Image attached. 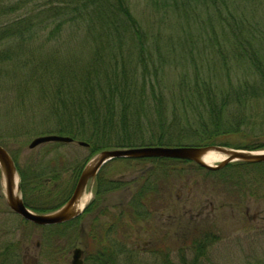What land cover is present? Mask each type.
I'll return each instance as SVG.
<instances>
[{
	"label": "rangeland",
	"instance_id": "374dc122",
	"mask_svg": "<svg viewBox=\"0 0 264 264\" xmlns=\"http://www.w3.org/2000/svg\"><path fill=\"white\" fill-rule=\"evenodd\" d=\"M128 2L151 41L154 57L144 61L148 64L147 69H143L138 53H133L132 48H127L122 57H105V54L81 43L84 34L77 32L72 39V33L67 30L62 36L65 39L68 37V42L55 45V40L48 41V34H45L37 44L25 49L24 54L32 57L44 54L55 59V76H62L68 81V88L63 90L64 100L69 97L67 94L73 96L79 91L83 80L82 65L90 59L112 70L116 66L119 70L127 68L129 79L132 73H137L135 81L140 84L136 89L146 87L145 93L138 91L134 100H130L135 128L138 127V119L141 120V129L132 131L133 135H140L138 141H144V145L140 146L159 145L161 138L158 136H164V133L166 136L162 144L166 145L162 146H178L180 141H184L182 145L195 146L193 139L199 135L196 132L198 124L183 117L185 113H190L193 120L191 103L200 100L197 95L191 94L192 87L207 80L217 90H226L230 81L236 84L245 78L252 80L256 70L247 65L246 56H235V46L228 42L218 47L206 42L210 38L209 26H205L210 8H196L193 12L197 16L184 17V6L170 9L171 4L167 0ZM255 2L246 8V1H239L237 10L247 13L251 19L253 16L250 14L263 7L257 20L264 28V0ZM232 7L233 3L229 8ZM223 11L227 9L223 8ZM211 12L214 10L211 9ZM185 39L194 40V43ZM45 40L47 42L43 43ZM156 44H160L161 48H153ZM156 69L159 70V79L154 77ZM151 76L154 77L152 81L149 79ZM119 79L123 81L124 77ZM71 83L79 86L70 89ZM150 84L157 88V100L153 97ZM50 88L47 84L45 90L34 88L31 92L9 94L3 99L0 104V136L7 142L6 148L17 165L27 170H35L39 165L42 168L47 164L55 165L59 168L60 182L70 186L77 169L82 170L101 151L115 148L94 153L90 143L78 130L72 129L73 126L68 123L70 118L65 119L73 108L66 103L62 104L66 109H60V99L55 94L61 91L52 93ZM158 102L165 110L162 117L157 115ZM235 111L233 107L229 114ZM174 113L176 118L173 119ZM159 117L164 120L159 121ZM241 129L264 136V122L247 128L245 125ZM72 132H75L76 138L70 134ZM48 134L70 136L74 141L46 142L29 147L35 137ZM116 136L117 133L113 138L117 139ZM229 136V142L234 144L248 141L245 134L242 136L238 132ZM261 139L264 143V137ZM78 141H85L89 146H82ZM252 151L261 152L264 147ZM166 159L118 158L107 162L96 175L93 191L90 185L84 189L83 194H91V198L82 209L83 216L75 223L58 228L23 222L7 203L1 174L0 251H7L11 246L14 253L20 254L12 257L9 264H71L76 247L83 249L84 264H168V260L179 264L183 258L189 263L197 259L198 264H264V163L246 166L235 161L216 172H209L180 159ZM16 176L20 185L19 170ZM102 177L119 184L109 183V190L99 192L101 180H98ZM19 195H22L21 190ZM94 197L97 200L92 203V211L89 209L84 213ZM43 204L47 208L54 205L45 200ZM195 230L209 233V241L202 247L204 253L201 256H194L197 252L192 247L187 250L182 248Z\"/></svg>",
	"mask_w": 264,
	"mask_h": 264
},
{
	"label": "trees",
	"instance_id": "16d2710c",
	"mask_svg": "<svg viewBox=\"0 0 264 264\" xmlns=\"http://www.w3.org/2000/svg\"><path fill=\"white\" fill-rule=\"evenodd\" d=\"M128 1L0 0V104L9 94L22 95L27 90L31 92L30 90H34V88L45 90L48 84L51 86L50 92L61 91L60 94H55L60 99V109H66L62 107V104L66 103H68L69 108H73L65 119L70 118L68 123L73 126L72 129L78 130L84 140L90 143L94 153L105 148L144 145V141H138L140 135H133L134 133H132L133 130H139L142 126H140L141 120L138 119V127L135 128V120L132 119L134 116L131 117L130 100H134L133 97L138 91L145 93L146 90L145 86L141 90L136 89L140 84V82L136 83L135 81L138 79L137 73H132L133 75L129 79L126 73L127 68L119 70L120 68L114 64L116 68L112 70V68H105L104 64L90 59V61L82 65L85 71H82L83 80L79 91L72 96L70 94L72 90H70V95L67 94L69 97L64 100L63 90L65 89L64 87L68 88V81L63 79L62 76H55L57 74L55 71V59L44 54L36 57L24 54L25 49L32 44H37L38 40L40 41V38L45 36V34H48L46 36L48 41L55 40V42L52 41L55 45L68 42V37L65 39L62 36L63 32L67 30L72 33V39H74L73 34L77 32L84 34L81 39L83 42L81 43L87 44L90 48L92 47L91 49L101 54H105V57L107 55H110L111 58L122 57L127 48H132L133 53H138L137 57L140 58L139 62L142 63L143 69H147L148 64H145L144 61L147 59L149 61L150 57H154L152 55L151 41H149V34L133 12ZM167 1L171 4L170 9L173 8V10L174 7L179 9L183 5L184 17L197 16L193 12L196 8H210L208 24H205L206 27L209 26L210 33H208V37L210 38L206 39V42L217 47L221 46V43L228 42L229 45L235 46V56H246L247 65L256 70V75L252 77V80L245 78L236 84L230 81V87L226 90H217L207 80L203 83L198 82L199 84L194 88L192 87L191 94L197 95L200 100L197 99L191 103L193 120L190 113H185L183 117L185 116L188 122H196L198 124L196 132L199 135L193 139L195 146L224 145L231 148L249 150L263 148L264 143L261 138L264 136L260 135V137L256 135L257 133L243 132L241 129L245 125L247 128V126L264 122V28L261 22L257 20L259 10L263 7L254 10L250 14L253 16L251 17L253 20H251L246 15L247 13L237 10L238 2L246 1L247 8L248 5L256 3V0ZM231 3H233V7L229 8ZM223 8L227 9V11L224 12ZM211 9L214 10L213 13ZM60 37L62 38L60 39ZM178 39L181 42V39ZM61 40L62 42H60ZM184 41L194 43V40L185 39ZM46 42V40L43 41V43ZM156 43H158L157 39ZM153 48H161V45L156 44ZM96 58L99 59V57ZM133 71L135 70H131V72ZM158 71L156 69L155 79H159ZM144 75L147 74L144 73ZM122 76L124 77L123 81L119 79ZM154 77L151 76L149 79L152 81ZM153 84H150V87L153 97L157 100L159 93ZM72 86L75 89L79 85L71 83L70 89L73 88ZM261 105L262 107L260 108ZM161 107L162 104L158 102L156 108L158 109L157 115L160 117L164 116L165 111ZM233 107L236 108L233 113L234 116L229 114ZM59 113L62 115L61 112ZM160 117L159 121H163L164 118ZM174 118H176L175 113L173 115ZM183 120L187 122L185 119ZM237 132L242 134V136L245 134L248 141L237 144L229 142V135ZM116 133L117 139H114L113 137ZM70 134L76 138L75 132ZM164 136H166L165 133ZM164 136H158L161 138L159 145H166L162 144ZM0 142L6 147L7 142L4 141L2 136H0ZM183 142H177V145L180 146ZM163 159L167 160L166 158ZM168 160L178 159L170 158ZM235 163L248 166L264 162L247 163L236 161ZM196 166L197 168L206 169L199 165ZM17 168L21 176L20 185L22 190L26 193H33L36 188L32 186H39L44 193L43 197L48 201L51 200L53 194L51 193L53 183L56 185L58 182L60 186H58L56 194L59 198V206L66 202L69 196L68 193L70 194L76 184L73 182L70 186L63 185L60 182L59 172L57 171L59 168H56L55 165L47 164L46 169L39 165L35 170H27L19 165H17ZM206 170L216 172V170ZM80 172V169L76 170V178ZM49 179L51 183L46 184ZM146 186L148 188V185ZM56 206L50 209L54 210ZM36 209L50 211L49 208H45L42 205L36 206ZM70 223H75V221L58 225V227L69 225ZM208 236V231L197 232L195 230L189 237L191 244L187 239L188 241L185 240L186 243L184 242V247L182 248L187 250L192 247L193 251L197 252L194 256H201L204 253L202 247L209 241ZM185 245H188V247ZM11 248L9 246L7 251H0V264H9L12 257L20 255L14 253ZM102 262L103 260H101ZM198 262L195 259L189 263L188 259L183 258V261L179 264H198ZM168 264H175V262L168 260Z\"/></svg>",
	"mask_w": 264,
	"mask_h": 264
},
{
	"label": "water",
	"instance_id": "95a60500",
	"mask_svg": "<svg viewBox=\"0 0 264 264\" xmlns=\"http://www.w3.org/2000/svg\"><path fill=\"white\" fill-rule=\"evenodd\" d=\"M74 138L66 135L48 134L35 137L29 144L30 148H34L46 142H73ZM82 146H89L85 141H78ZM215 148L216 150L232 154L229 157L222 159L217 164H207L201 159V155L206 149ZM118 158H172L191 160L197 165L209 170H220L229 163L240 161L247 163L264 162V151H252L246 149H235L222 146H137L115 149H105L101 151L93 159H97L94 165L90 161L82 170L78 182L71 197L58 209L47 213H36L30 210L24 203L22 197L14 194V177L18 174V169L15 160L9 150L0 144V172L2 181L6 189V198L9 207L16 213L22 215L25 219L30 220L38 225H53L68 222L76 218L81 212L73 210V205L78 200L80 195L84 193L88 182L91 180V186L94 182L97 173L107 162ZM18 183V181H17ZM20 185L18 183V191ZM71 264H84L83 249L76 247L73 252Z\"/></svg>",
	"mask_w": 264,
	"mask_h": 264
},
{
	"label": "flooded vegetation",
	"instance_id": "af4514ba",
	"mask_svg": "<svg viewBox=\"0 0 264 264\" xmlns=\"http://www.w3.org/2000/svg\"><path fill=\"white\" fill-rule=\"evenodd\" d=\"M182 160V159H181ZM188 162V163H190V165H192V166H196L197 164L195 163V162H193V161H191V160H182V162ZM83 170V169H82ZM82 170H81V172H82ZM81 172L79 173V175H78V177L76 178V174L77 173H75V179H73V182H75L76 184H77V182H78V179H79V177H80V174H81ZM97 179V178H96ZM96 179L94 180V181H96ZM77 180V181H76ZM100 180H101V182H100ZM99 182H100V185H99V192H102L103 191V193H105L107 190H109L110 188H111V186H109L108 184L109 183H111V184H119V182H117V181H113V180H108V179H106V177H102V178H99V180H98ZM51 183V180L49 179V180H47L46 181V184H50ZM62 183V182H61ZM95 182H93L92 183V186H91V180L88 182V185L87 186H89L90 185V189L93 191V184H94ZM63 184V183H62ZM76 184H75V186H76ZM105 184V185H104ZM53 185H54V183H53ZM52 185V191H51V193H53L52 194V196H51V202L54 204V205H52L51 207H54L55 205H57L56 206V208L54 209V210H56V209H58L59 207H61V206H59L58 205V200H59V198L57 197V192H58V186H60L59 185V183L57 182V184L56 185H54L53 186ZM64 185V184H63ZM104 185V186H103ZM75 186L73 187V189L71 190V192H70V194L68 193V198L66 199V202H67V200L71 197V195H72V193H73V191H74V189H75ZM32 187H34V188H36L34 191H33V193H26V192H24L23 190H22V188H21V185H20V190H21V192H22V195H20L21 197H22V199H23V201H24V203H25V205L30 209V210H32L33 212H36V213H44V212H46V211H41V210H39V209H36V206H38L39 207V205H41L42 203H43V201L45 200V202H47L48 200H46V198H44L43 196H44V193H43V191H41V187H39V186H32ZM31 187V188H32ZM54 190H56V191H54ZM95 192H96V190H95ZM98 192V194H97V196L100 194ZM30 194H31V196H30ZM102 195V194H101ZM102 197V196H101ZM101 197H99V200L101 199V201H102V198ZM91 198V197H90ZM97 199H96V197H94L93 199H92V201L87 205V207H85V211H84V213H87L88 211H92V209H93V207H92V203H94L95 201H96ZM90 201V200H89ZM88 201V202H89ZM37 203V204H36ZM45 206V205H44ZM46 207V206H45ZM50 207V208H51ZM47 208V207H46ZM49 208V212H51V211H54V210H51ZM90 209V210H89ZM82 213V212H81ZM79 214L76 218H74V219H72V220H70V221H76V219H78L79 217L81 218V216H83V213L82 214ZM18 214V213H17ZM21 218H22V221L23 222H30V223H34V222H32V221H30V220H27V219H25L22 215H20V214H18ZM70 221H68V222H70ZM68 222H64V223H59V224H53V225H51V226H54V227H56V228H58V225H61V224H67Z\"/></svg>",
	"mask_w": 264,
	"mask_h": 264
},
{
	"label": "bare ground",
	"instance_id": "6f19581e",
	"mask_svg": "<svg viewBox=\"0 0 264 264\" xmlns=\"http://www.w3.org/2000/svg\"><path fill=\"white\" fill-rule=\"evenodd\" d=\"M231 155L232 154L230 153L222 152V151L216 150L215 148H209V149H206L205 152L201 155V159L205 163L213 165L215 164V162L222 160L226 157H229ZM96 161L97 159L93 160L91 165H94ZM13 189H14V194L17 196L19 194L17 176L14 177ZM90 197H91V194L84 195L82 193V195H80L78 200L73 205V210L77 211V210L82 209L84 205L86 204V202L90 199Z\"/></svg>",
	"mask_w": 264,
	"mask_h": 264
}]
</instances>
